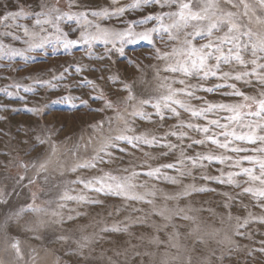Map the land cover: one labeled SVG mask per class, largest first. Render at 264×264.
Returning a JSON list of instances; mask_svg holds the SVG:
<instances>
[{
  "label": "rangeland",
  "instance_id": "1",
  "mask_svg": "<svg viewBox=\"0 0 264 264\" xmlns=\"http://www.w3.org/2000/svg\"><path fill=\"white\" fill-rule=\"evenodd\" d=\"M132 2L0 0V42L23 51L28 47L25 41L35 44L41 36L55 39L60 35L51 24L43 25L46 31L40 32L35 25L37 13L45 14L39 17L42 20H55L56 15L65 12H83L102 27L123 30L131 24L139 32L157 24L154 20L140 24L147 16L178 10V3L163 9L149 3L126 9L119 17L91 15L93 11L107 8L111 12ZM193 6L200 7L195 3ZM21 11L24 14L15 19L10 16L3 19L9 13ZM212 11L224 18L228 12L234 13L232 19L242 24L243 30H251L253 41L264 39V6L259 0H231V3L216 0ZM58 24L69 39L79 38L81 26L75 20L63 18ZM25 27L28 36L24 33ZM88 30L95 31L94 28ZM224 31L226 28L216 35H223ZM159 35L153 34L155 47L168 51ZM163 35L166 40V34ZM14 36L19 39H13ZM247 39L244 37L245 41ZM105 47L102 41H94L91 49L83 43L69 49L48 44L25 52L27 59L17 56L0 60V264H264V199L243 192L244 187L264 186L258 182L245 183L248 178L244 175L235 176L233 183L227 182V173L239 172L244 167H254L258 175V165L247 161H242L239 167L234 165L243 155L264 157V153L237 154L211 142L193 144V140L204 139V135L178 125L181 121L206 125L207 121L191 117L179 106H176L179 117L166 112L161 120L151 106L144 109L152 114L150 119L128 116L125 109L131 112V105L136 101L126 100L128 92L124 85L131 86L137 101L161 95L164 89L160 88L157 71L160 70V77L169 75L162 71L166 62L157 60L153 44L144 40L126 43L124 55L112 53L110 58ZM242 55L246 67L232 62L222 65L221 70L232 76L251 73L255 66L250 63V52ZM256 71L264 74L262 69ZM246 80L251 83H245ZM189 82L201 83L204 87L234 83L246 95L264 98L260 96L264 86L258 82L257 75L240 81L209 78ZM26 87L31 91L25 92ZM228 91L231 89L222 88L212 93L201 90L196 95L214 103L242 102V98L222 95ZM98 96L103 99H94ZM180 98L197 109L206 106L203 100ZM106 101H110L113 108H107ZM117 113L135 129L130 135L155 137L157 143L133 148L120 142L125 151L111 150L109 163L73 173L71 168L89 160L99 147L102 133L93 125L103 121V134H108L110 129L116 134L123 128V121L116 119ZM209 118L215 116L209 114ZM109 119L111 125L107 123ZM236 130L247 131L238 127ZM173 131L177 135H171ZM181 132L187 133L183 139L178 138ZM169 144L176 147L169 148ZM234 146L264 145L236 142ZM197 154L231 156L232 160L223 164L217 160H198L194 165L189 158H196ZM104 159L108 161L109 157ZM166 164L175 167H161ZM99 168L118 176L139 173L132 181L136 187L131 192L143 199L98 194L85 189L83 184L72 183L103 175ZM154 168H160V173L147 176ZM222 173L224 183L205 178H219ZM165 177L175 178L176 183ZM65 193L85 195L89 200L101 202L62 199ZM30 205L44 211L33 212L29 210ZM113 228L119 230L113 231Z\"/></svg>",
  "mask_w": 264,
  "mask_h": 264
},
{
  "label": "snow or ice",
  "instance_id": "2",
  "mask_svg": "<svg viewBox=\"0 0 264 264\" xmlns=\"http://www.w3.org/2000/svg\"><path fill=\"white\" fill-rule=\"evenodd\" d=\"M113 4L117 3L118 0H112ZM231 3V0H227ZM243 2V0H242ZM156 4L162 9L165 7L171 8L173 5L178 3L177 11L162 12L159 15H149L144 20L140 21V24H145L149 21H156L157 24L149 29L143 31H135L133 26L130 24L123 30L110 29L102 27L100 23H94L89 20L86 13L70 14L62 13L55 17V20L51 18L40 19V16L45 15L44 13H37V19L35 25L39 26L40 32H45L46 29L43 27L45 24H51L60 35H57L55 39L45 35L39 38L38 43H31L25 41L28 47L23 51L14 48L10 45H6L0 42V60L5 58L11 60L14 57H23L25 52H31L36 48H44L48 44L59 45L64 49H69L77 44L83 43L88 45L91 49L94 41H102L105 44V53L110 55L112 53H119L124 55V45L126 43H136L138 40L148 41L153 44L155 51V58L157 60L165 61V65L162 69L163 72L169 75L160 77L157 71V77L160 78V88L164 89V92L157 97H148L139 99L133 95L130 85L125 84L124 90L128 92L126 97L127 101H136L132 104V111L125 112L128 116L133 118L150 119L151 113L146 112L145 106H151L155 110V115L161 120L165 118V113L170 112L173 116L179 117L180 112L177 111V107L183 109L185 112H189L191 117L203 118L207 121L206 125H200L195 123L185 124L183 121L180 122L178 127H187L188 129L197 131L204 135V139L193 140V144L202 145L206 142L216 145L221 149L231 151L233 153H264V146L261 147H238L234 146L236 142L246 143L248 145H257V143L264 145V98L257 99L255 96L246 95L244 92L237 89L234 83H217L212 87H204L203 84L197 83L192 84L189 81L196 79L199 81H206L209 78H217L219 80L227 81L234 79L236 81L242 80V78L257 75L258 82L264 86V74L257 73L256 69L264 70V63H258L259 60H264V39L259 41H253V33L250 29L243 30L244 26L235 22L232 17L235 15L232 12L227 13V18L217 16L212 11L216 7V0H133L132 3L125 7H117L111 12L105 8L101 11H93L91 15L97 18H108L110 16H122L126 9H135L141 7L144 4ZM194 3L200 5L198 8H194ZM259 3L264 6V0H259ZM247 8V5H245ZM58 11V10H57ZM24 13H9L8 16L3 17L7 20L10 17L15 19L17 16H21ZM247 15V12H245ZM66 18L67 20H75L77 25L81 26V31L78 39H69L68 33L63 32L59 27L58 21ZM167 19L168 23H165ZM83 22V23H82ZM94 28L95 31H89L88 29ZM223 35H216L223 31ZM26 36L29 35L28 28H24ZM160 34L159 39L168 48V51H161L159 47H155V39L153 34ZM163 34H166L167 39ZM11 36V33H6ZM34 35L39 36V33ZM247 37V41L244 40ZM13 39H19V37H13ZM203 41V42H202ZM111 45V47H107ZM226 49V51H225ZM250 52L252 57L250 63L255 67L252 72L237 73L232 76L230 72H224L221 70L222 65L236 62L240 65H244L246 62L242 53ZM90 55V52L88 53ZM101 59L103 57H100ZM214 61V63H213ZM89 84H93L92 81H87ZM245 83H251L245 81ZM181 85L182 87H174V85ZM94 86V85H93ZM19 87V85H17ZM229 88L231 91L223 92L222 95L226 97H239L242 98V102H209L203 97L197 96V91H204L212 93L218 89ZM4 91H7L4 89ZM25 92L31 91L30 88H24ZM11 95V93H8ZM186 97L189 99L203 100L206 106L200 107L199 109L191 106L188 100L181 99L180 97ZM260 96L264 97V91L260 92ZM94 99H103L102 96L94 97ZM87 103V101H82ZM107 108H113V104L110 101H106ZM139 105V106H137ZM227 113L228 115L221 116L219 113ZM209 114L215 116V118H209ZM255 118V119H249ZM117 120L123 121V128L116 134L111 133V129L108 134H103L104 122L101 121L97 125H93L94 129H97L102 133L100 137L99 147L94 150V155L83 163H78L71 168L73 173L79 169H97L99 165L109 163L112 159L113 149L119 148L121 152L125 151L124 148L120 147V142H124L131 145L133 148H137L141 144L153 145L157 143L156 138L147 139L145 136H137L134 134L135 129L129 120L125 119L119 113H117ZM224 121V122H222ZM111 125L112 120L109 119L107 122ZM237 127L240 129H247V131L237 132ZM214 129H219V132H215ZM171 135H177L176 132H172ZM187 136V133L181 132L179 139H183ZM219 137H223L221 140ZM169 148L176 147L175 145H168ZM191 147V144L189 145ZM166 155V153H165ZM108 156L109 160L105 161L104 157ZM192 159L195 165L198 160H217L223 164L226 161L232 160L231 156H214L211 154L202 155L197 154L196 158ZM242 161H247L251 165H258V172L254 167L241 168L239 172H229L228 183H233L235 176L244 175L248 179L245 183L258 182L261 186H264V157H258L255 155H243L240 159L236 160L235 167H239ZM44 165H41L43 168ZM163 168H174V164L162 165ZM99 171L103 173L100 176H94L91 179H77L72 183H80L84 185L85 189L94 191L96 193H103L105 195H112L123 197L125 199L138 200L143 197L132 194L131 190L136 187L132 183L133 179L139 175V173L133 172L130 176H118L108 172H104L103 168H99ZM127 172L128 169H123ZM160 173V168H154L149 170L146 175L149 177L157 176ZM172 183H176L175 178L165 177ZM206 179H216L219 183H224L223 173L221 177H205ZM237 186H240L237 184ZM143 187V185H141ZM204 191L205 189H200ZM244 193H251L253 196L264 199V187L252 188L244 187ZM62 199L67 200H79L91 203H100L99 200H89L85 195L71 196L67 193L64 194ZM150 203V201H149ZM63 207V205H61ZM29 210L33 212L44 211L38 207L29 206ZM55 215V213H53ZM113 231L119 229L113 228ZM16 248L17 245L13 244ZM18 251V248H17Z\"/></svg>",
  "mask_w": 264,
  "mask_h": 264
}]
</instances>
